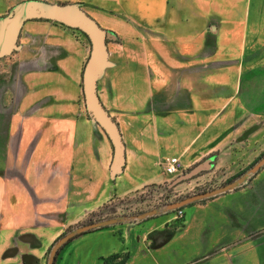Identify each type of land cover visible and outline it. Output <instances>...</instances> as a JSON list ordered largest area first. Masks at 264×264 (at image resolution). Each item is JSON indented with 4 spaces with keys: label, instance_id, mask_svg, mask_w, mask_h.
Masks as SVG:
<instances>
[{
    "label": "crops",
    "instance_id": "0c3cea01",
    "mask_svg": "<svg viewBox=\"0 0 264 264\" xmlns=\"http://www.w3.org/2000/svg\"><path fill=\"white\" fill-rule=\"evenodd\" d=\"M21 1L0 0V17ZM41 1L77 4L114 37L138 36L144 66L123 75L137 143L97 82L124 143L112 178L111 142L84 104L89 41L52 20L26 21L0 58V264H43L83 211L171 179L162 158L180 159L182 174L220 152L236 116L264 120V0ZM179 209L79 234L54 264H264V165L249 186Z\"/></svg>",
    "mask_w": 264,
    "mask_h": 264
},
{
    "label": "rangeland",
    "instance_id": "374dc122",
    "mask_svg": "<svg viewBox=\"0 0 264 264\" xmlns=\"http://www.w3.org/2000/svg\"><path fill=\"white\" fill-rule=\"evenodd\" d=\"M73 31L85 37L79 30L73 29ZM85 39L88 38L85 37ZM112 39L107 47V50L108 48L110 50L109 65L101 72L97 82L99 83L102 102L117 120L128 144L131 146L137 143L135 141L137 140V131L134 130V127L138 125L139 113L137 103L134 104L125 98L123 75L129 72L137 75L140 70L142 64L139 55V38L137 35H132L127 39L116 36ZM142 63L144 66V61ZM153 63L152 61V65ZM219 142L221 150L212 156V160H210L212 167L210 169L202 170L178 183H174V181L185 172L175 177L170 175L171 179L169 180L163 182L156 180V182L127 195L110 197L101 206L93 210L83 211L81 214L82 222L76 226L89 221L96 222L118 217L122 218L120 221H127L130 218L138 217L144 212L158 209L161 206H168L196 193V191L198 192L199 189H212L227 184L226 181L238 174L241 176L249 172L256 161L264 155V120L259 119L255 122L248 121L242 116H236L234 122L227 126L224 133L220 134ZM251 177L252 173L239 187L249 186ZM50 248L45 255L43 264H47Z\"/></svg>",
    "mask_w": 264,
    "mask_h": 264
},
{
    "label": "water",
    "instance_id": "95a60500",
    "mask_svg": "<svg viewBox=\"0 0 264 264\" xmlns=\"http://www.w3.org/2000/svg\"><path fill=\"white\" fill-rule=\"evenodd\" d=\"M31 19L52 20L84 33L90 43V52L82 71V92L85 108L90 117L106 134L113 148L110 166L111 176L122 171L125 151L124 143L114 119L102 105L97 95V81L101 72L109 65L107 41L114 37L112 32L101 28L98 23L84 12L77 4H55L41 0H24L15 4L6 15L0 17V58L17 49V40L23 24ZM264 165V155L237 179L208 191L189 195L168 205L169 209H177L188 203L216 196L238 187L250 173H255ZM212 167L210 159L194 165L189 171L180 175L174 183L190 178L198 172ZM156 210L144 212L138 218L155 213ZM112 218L79 225L59 236L51 245L47 264H54L58 250L71 239L86 231L104 227L120 221Z\"/></svg>",
    "mask_w": 264,
    "mask_h": 264
},
{
    "label": "built area",
    "instance_id": "2783aa9c",
    "mask_svg": "<svg viewBox=\"0 0 264 264\" xmlns=\"http://www.w3.org/2000/svg\"><path fill=\"white\" fill-rule=\"evenodd\" d=\"M158 166L160 167L161 171L166 174V175H171V176H178L182 169V163L180 159L175 158V157H165L162 158ZM182 215V210L178 208V217H181Z\"/></svg>",
    "mask_w": 264,
    "mask_h": 264
},
{
    "label": "trees",
    "instance_id": "16d2710c",
    "mask_svg": "<svg viewBox=\"0 0 264 264\" xmlns=\"http://www.w3.org/2000/svg\"><path fill=\"white\" fill-rule=\"evenodd\" d=\"M45 20V19H44ZM58 23V22H57ZM59 24H61V23H59ZM61 25H63V26H66V25H64V24H61ZM66 27H68V26H66ZM69 28H71V27H69ZM71 29H75V28H71ZM75 30H77V29H75ZM81 32V31H80ZM82 33V32H81ZM86 38H87V36L84 34V33H82ZM88 40V39H87ZM257 162V161H256ZM240 176V174H238L236 177H233V178H231L230 180H228V181H226L225 183H228V182H230V181H233V180H235L236 178H238ZM218 187V186H217ZM216 188V187H215ZM213 189V188H212ZM208 190H211V189H209V188H204V189H199L198 190V192L196 191V193H200V192H204V191H208ZM196 193H194V194H196ZM90 222H92V221H89V222H85V224H87V223H90ZM70 228H72V227H70ZM70 228H68V229H70ZM67 229V230H68ZM66 230V231H67ZM82 234V233H81ZM66 244V243H65ZM64 244V245H65ZM61 249V248H60ZM59 249V250H60ZM59 250H58V252H59ZM58 254V253H57Z\"/></svg>",
    "mask_w": 264,
    "mask_h": 264
}]
</instances>
